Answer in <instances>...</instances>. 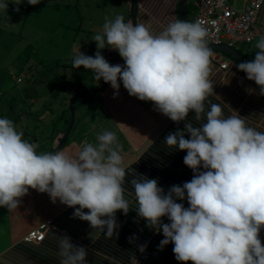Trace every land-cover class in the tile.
<instances>
[{
  "label": "clouds",
  "instance_id": "obj_1",
  "mask_svg": "<svg viewBox=\"0 0 264 264\" xmlns=\"http://www.w3.org/2000/svg\"><path fill=\"white\" fill-rule=\"evenodd\" d=\"M133 1L134 12L129 0L132 22L125 23L122 15L106 19L103 32L93 37L95 55L80 51L73 58V67L92 70L89 74L99 81L95 89L101 88L102 79L116 96L122 82L130 96L153 102L173 122L185 121L190 111L197 121L205 118L199 126L185 123L183 130L170 132L164 141L186 151L184 164L193 172L190 181L173 185L167 192L158 179L131 181L138 216L149 229L162 233L160 249L173 244L175 259L183 264H264L260 238L264 229V131L248 126L236 110L224 117L220 104L205 110L207 97L214 95L210 79L213 50L208 45V30L201 22H193L198 9L191 19L187 13L189 0L188 21L179 17L155 35L150 25L156 23L148 16L138 22L137 2ZM24 2L0 0V13L7 16L9 3L19 12ZM27 3L37 5L41 0ZM106 47L118 51L124 64H110L102 54ZM256 48L254 60L237 67L264 96V36ZM186 133L190 138H185ZM67 140L61 150L53 152L56 146L52 152L38 153L11 119L0 117V207L17 209L19 198L34 189L47 193L53 203L59 200L73 208V218L94 229L92 239L118 237L116 213L127 215L130 202L125 198L126 166L116 133L104 130L97 135L96 144L84 143L75 152L62 151ZM185 200L187 207L177 202ZM25 236L24 243L34 244ZM58 247L60 264H88L86 248L75 245L71 237L58 236ZM145 248L140 246L139 251L143 253ZM129 259L130 264H139L134 253ZM0 264L6 262L0 260Z\"/></svg>",
  "mask_w": 264,
  "mask_h": 264
},
{
  "label": "rangeland",
  "instance_id": "obj_2",
  "mask_svg": "<svg viewBox=\"0 0 264 264\" xmlns=\"http://www.w3.org/2000/svg\"><path fill=\"white\" fill-rule=\"evenodd\" d=\"M100 1L106 4V1L103 0H41V3L37 5H30L27 3V0H25V2L19 6V12L14 10L16 5L9 3L7 16L0 13V34L1 30L4 31L6 36H9L10 32H12L18 42L15 47L22 50L19 54L17 49H13L15 47L8 50L7 48L11 43L10 39H7L3 44L0 43V62L6 67L7 72H5V76L8 77L7 81H9L5 87L1 85V79L4 76L3 72V76L0 75V89L8 91L11 89V85L15 84L12 81L13 76L17 77L19 73L21 74L22 72L26 74V78H23L24 82L20 84L23 90L18 92L21 96L16 98V100L10 101V97L5 95L0 100V117L5 116L11 119L17 130L23 133V138L36 145L38 153H49L52 149L51 147L53 146L54 148V137L59 133L56 132V129H59V127L61 129L62 126L63 133H66L71 121L69 109L70 98L82 89L91 88L93 80L95 79L92 75H89V73H94L92 70L85 69L82 66L80 68L73 67V58L78 56L80 51L86 55L94 56L97 51V46L96 42L93 41V37L103 32L106 19L114 20L115 17L119 15V10H124L123 6H120L123 10L119 7L120 0H108L110 2H108V8L104 6L100 8L92 6L94 3L102 5ZM122 2H124V4L127 2L124 22H132L130 15L131 3L129 0H123ZM194 3L195 0H189L188 5L191 6L190 19L197 13V8L194 6ZM242 5V1H236V6L238 8H241ZM126 19H128V21H125ZM43 29L45 31L44 34L39 37L33 35L34 33H38V30L41 31ZM9 37L12 38L11 36ZM106 48L102 50L103 56H105ZM238 48L241 54L248 56L245 44L239 43ZM214 52L215 51H213V54ZM218 53L222 58L230 60L226 54L221 52ZM15 55L20 58L13 60L12 57ZM117 57H120L118 51L108 50V62L109 59L111 60ZM10 62L12 63L10 64ZM31 69L35 71V76L26 73ZM81 75L86 77L82 83V77H79ZM103 82L102 80V86ZM16 89H19V87L17 86ZM33 90L34 93H31ZM104 91L101 95H84L79 97L80 99L78 98L75 119L76 124L74 127V130H78L77 132H72L68 136L66 147H68L76 137H80L81 133L86 132L95 124L97 111L104 104L102 99ZM33 100H35V104H33ZM81 100L82 104H80ZM5 103L8 109H10V105H12L13 110L17 111V113L12 115L10 110V114L3 111L2 109L6 107V105L3 106ZM136 110L141 109L137 107ZM126 117L122 118V120L128 123L137 119L129 118V116ZM137 117H139L138 121H143L142 118L144 117ZM151 121L156 123H153L151 126L147 123L146 125L139 123L141 130L135 131L131 127H128L127 136L132 140L131 143L141 147L136 148L132 145L131 149L126 150L127 152L136 153L149 151L150 147L148 148V144L155 140V137L164 126L161 125V123L165 121L166 126L171 119L168 117H152ZM131 126L133 125L131 124ZM74 143H76V141H74ZM124 161L129 162L130 160L127 159ZM129 199L130 198H128V200ZM129 202L130 210L133 212V215L137 214L138 204L136 200L133 199ZM53 212L54 211H51V213ZM128 214H130V212H128ZM119 216H123L122 211H117L116 218L119 219ZM48 217H51V215H48ZM68 217L69 219L66 220L75 223L78 221L79 225L85 227L87 231L91 233L94 231L88 222L73 218V215H68ZM140 219L144 220L143 218ZM143 223L146 224V221ZM132 230V228L127 229V235L132 232ZM151 231L156 233L155 230ZM9 232L11 231L5 228L1 229L0 227V236L8 235ZM12 233L13 232H11L10 235ZM87 237L90 240L89 245H92V248L98 251L106 247L108 243L111 245V239H107L102 235L98 239H92L91 236ZM84 238L85 236L82 235L81 239ZM101 252L102 254L104 253L103 255L114 258L111 253ZM160 262L161 261L157 264H160ZM97 264L104 263L98 262Z\"/></svg>",
  "mask_w": 264,
  "mask_h": 264
},
{
  "label": "crops",
  "instance_id": "obj_3",
  "mask_svg": "<svg viewBox=\"0 0 264 264\" xmlns=\"http://www.w3.org/2000/svg\"><path fill=\"white\" fill-rule=\"evenodd\" d=\"M103 1H106V4L100 1L102 5L98 3H94L92 6L97 7V8L104 6L105 8H108L110 2L108 0H103ZM122 1L123 0H120L119 7L123 6L124 10L122 7H120L123 11L119 10L118 14L122 15L125 18L127 2H125L124 4V2ZM179 1L180 0H136L137 7H138V22L143 21L144 18L148 16V18H151L152 21L156 23V25L150 29L152 33L154 35L156 34L154 30H158L159 32L163 31L164 28L169 23L174 22L175 20L179 19ZM127 20L128 19H126L125 21ZM256 30H257L256 39L250 45H246L247 47L246 53H248V56H245V57H247V59L250 61L254 60L256 51H258V49L256 48L257 42L259 41L260 37L264 36V6L260 12L259 19L256 25ZM44 32H45L44 29L41 31L38 30V33H34L33 35L39 37L40 35L44 34ZM0 35H1L0 36L1 44H3L7 39H10L11 43L9 47L7 48L8 50H10L12 47H15L18 44L16 37L14 36L12 32H10V35H9L12 38H10L9 36H6L3 30H1ZM13 49H17V51H19L18 54L22 52V50L16 47ZM18 58L20 57H18L17 55L12 57L13 60H16ZM109 61H110V64L112 65H117V64L123 65L124 64V61L121 57L112 58L111 60L109 59ZM223 61H228L229 64L227 68L219 69V65ZM11 63L12 62H10V64ZM210 67H211L210 79L212 80L213 85H214V95H210V96H212L216 100L217 104H220L222 106L223 110L227 111L226 116L228 117L232 115V111L236 110L241 117L245 118L248 126L256 128L259 131H264V114L262 117L260 116L259 118H256V116L259 115V112L264 110V96L259 95V87L251 83L249 80H247L246 74L244 72L239 71L237 67V63L232 61V59L229 60V59L222 58L220 54L218 53V51L214 52L211 58ZM3 72L5 76V72H7L6 67L0 62V75L3 76ZM34 72L35 71L31 69L26 73H29L35 76ZM4 76L1 79V85H3V87H5V85L9 83V81H7L8 77L7 76L4 77ZM20 77L25 79L26 74L22 72L21 74L19 73L17 77L13 76L12 81L15 84L11 85L10 87L11 89H9L8 91L0 89V100L5 95H8L10 97V101L16 100V98H19L21 96L20 94L18 95V92H21V90H23L21 89L20 84H22L24 81L20 84H18L16 81ZM17 86L19 87V89H16ZM250 88L254 89L255 91L249 92L248 89ZM34 90L31 93H34ZM14 93L15 95L16 94L17 95L15 96ZM114 93H115V90L111 87L110 84H108L106 90L102 94L103 95L102 99H103L104 104L97 111V114L95 117V124H93V126L86 132L81 133L80 137H76L72 141V143L69 144L68 147L65 146V148L62 151L67 150L70 152H75L76 149L80 145H83L84 143L96 144L98 142L97 135L99 133H101L104 130H111L115 132L118 137V143L120 145L121 154L124 160H127V159L130 160L129 162L124 161V164L127 170L128 168L134 167L139 162L141 157H143L146 153V152H136V151H135L136 153H131V152L126 151L127 149H131L133 145V143H131L132 140L128 138L127 136L128 127H131L132 129L137 131V130H141V126L139 125V123L143 125L144 124L146 125L147 123L148 125L151 126L153 123H156L154 121H151V118L159 117L161 116V113H158V112L153 113L149 110L147 112H143L139 114V116L146 118V119L142 118L143 121H139V123H137L136 121H130L129 123L125 122L124 120H122V118H125L126 116H128L129 113H131L136 108V107L133 108L134 106H131L130 108L127 109V105L129 102H127L126 100L128 99V101H131V102H134V101L139 102L140 100L136 97L130 96L127 90L123 87L122 82H121V87L119 89V94H118V98H121V101H115L116 95H114ZM207 100H208V97L206 101ZM33 101H34L33 104H35L36 103L35 100ZM206 101H205V105H206ZM4 105H6V107H4V109L2 110L5 111L6 113L10 114L9 110L12 112V115L17 113V111L13 110L12 105H10V109H8V106L6 103L3 104V106ZM131 117L132 116H129V118ZM171 122L172 120L168 122L166 126H165V121L161 123V125H164L165 127L163 126V128L159 131V134L155 137V140L151 141V143L148 144V148L150 147L149 149H152V147L156 145V143L160 140V138L164 136V133L168 132L167 131L168 129L166 128L171 126V124H169ZM81 123H82V120H81ZM131 124L133 126H131ZM74 127L71 133L77 132L78 130V129L74 130ZM62 128L63 127L61 126V129L60 127L59 129H56V132H59V133L55 136L54 148L57 146L60 140V137L63 135ZM74 141H76V143H74ZM51 146H52V143H51ZM133 146L136 148L141 147V146L138 147V145H133ZM51 148H53V146ZM49 152H52V149ZM128 197L130 198L129 200H128ZM125 198L128 201H131L133 199L136 200L135 197L130 196L127 191H125ZM19 199H20V203L17 209L9 211V209L6 207H0V227L1 229L5 228L6 230L13 232L11 235H10L11 232H9L8 235L0 236V257L11 252L17 246L18 248H20L19 245L23 242L22 241L23 237L30 231L29 229L32 230L34 228H37L42 222L48 219H53V222H54L52 228L48 232V235L51 236L49 237V240H48L50 243L54 242L55 237L54 236L52 237V235H55V236L67 235L71 237L72 242L75 245H78V246L81 245L85 247L87 252L88 250L97 251L96 249L92 248V245L84 243L80 239L74 238L72 237V235H70L71 232H74V231L76 232V230L78 232H81V234H84L85 236L87 234V229H85V227H81L78 221H76L78 223L77 224L75 222L66 220V219H69L68 215H73V212H74L73 208H70L60 203L59 200H57L56 203H53L47 193H40L34 189H29V193ZM51 211H54V212L51 213ZM84 211L88 212L89 210L85 209ZM48 215H51V217H48ZM155 235L157 236V233H155ZM159 235L161 234H158V236ZM156 236H154L152 240ZM152 240L149 241L143 253L138 251L136 258L138 259L139 264H141L140 260L146 254L148 255V258H149V261L146 264H154L156 261H157L156 263H159V261H161L160 264H166V260L163 257V255L161 256L160 254L156 253L158 255V257H156L154 253H150L148 251L149 245L152 242ZM56 244L58 245V240ZM24 246L26 248H31V247L36 248V247H39L40 244H29V245L24 244ZM3 250L5 251L1 253ZM123 259H124L122 260L123 262H119L118 259L103 255L102 258H98V262H102L104 264H113V262H118V264H130V259L128 261H125L127 260L125 258ZM90 260L87 259L88 264ZM92 261H94L93 258H92Z\"/></svg>",
  "mask_w": 264,
  "mask_h": 264
},
{
  "label": "trees",
  "instance_id": "obj_4",
  "mask_svg": "<svg viewBox=\"0 0 264 264\" xmlns=\"http://www.w3.org/2000/svg\"><path fill=\"white\" fill-rule=\"evenodd\" d=\"M190 12H191V6L188 5L187 6L188 15H190ZM150 26L153 27L155 26V24H151ZM154 31L156 32V34L160 33L158 30H154ZM226 55L230 59H232V61L237 63V65L239 64V62L234 57H232L229 54H226ZM79 77H82L81 83L86 78L84 75H81ZM101 81L102 79L100 80V84L102 83ZM98 82L99 81L97 79H94L91 87L93 88L98 87L97 86ZM77 100L78 99L75 100V108L77 107V104H78ZM115 101H121V98H118V96H116ZM126 101L129 102L127 105V109L130 108L131 106H134L133 108L139 107L141 109V110H136L135 108V110H133L128 115V116H132L131 118H137L133 120V121H136L137 123H139L138 121L139 117H137L136 115L139 116V114L143 112H147L149 110L153 113H157V112L160 113L158 110L154 108L153 102H150V101L149 102H145V101L131 102V101H128V99ZM213 103H216V100L212 96L208 97V100L206 101L207 106L205 105V110L206 111L209 110L210 105ZM80 104H82V100ZM223 111H224V117H227L226 116L227 111L225 110ZM263 114H264V110L259 112V115L256 116V118H259L260 116L262 117ZM159 117L166 118V116L163 115L162 113H161V116ZM187 122L193 123L194 126H199V124H202L205 122V118H202L200 121H197L195 119V113L190 111L185 121H181L179 123L172 121L171 126L166 128L168 129L167 130L168 132L164 133V136L160 138V140L156 143V145L152 147V149L147 151L145 155L141 157L139 162L134 167L128 168L126 170L124 188H125V191L129 193L130 196L135 197L134 188L131 183L133 179H146V178L158 179L159 186L162 187L165 190V192H167L171 186L173 185L182 186L184 182L190 181L193 178L192 170L184 164V157L186 155V152L178 150L175 147H170L166 144V142H164L165 137L170 132H175L177 129L183 130L185 127V123ZM185 138L186 139L190 138L187 133L185 135ZM141 176H144V177H141ZM177 202L184 203L185 207L188 206L186 200L177 201ZM129 212L130 214H127V215L123 214L122 217L119 216V219H117V223L119 225V228H118L119 235L118 237L114 236L110 240L111 245L108 243V245L102 248V250L100 251L88 250L87 259L88 260L91 259L89 264L98 263V258H102L104 254V253L102 254L101 251L111 253L115 259H118L119 262H123L122 261L124 260L123 258L129 260L130 256L133 253L137 256L140 246H147L149 241L152 240L154 236H156L155 233L151 231L150 229H148L147 225L143 223L145 221L140 219L141 217L138 216V213L133 215V212L131 210H129ZM162 219L164 223L169 222L166 217ZM130 228H132L133 230L127 235L126 230ZM90 233H91L90 231H87V234L85 236L84 234H81V232L74 231V232H71L70 235H72V237L74 238L80 239L82 242H86L87 244H90V240L87 237V236H90ZM160 234L161 235L159 236L157 234V236L152 240V242L149 245L148 251L150 253H154L156 257H158L156 253L160 254L161 256L163 255V257L166 260V264H183V262H179L175 259V256L173 253V247H174L173 244L170 243L169 245L165 246L162 250L160 249L159 247L160 241L164 239L162 233ZM82 235L85 236L84 239H81ZM53 236L55 237L53 243H50L48 241L49 237L51 236L47 235L44 242H42L40 246L36 248L34 247L26 248L24 244L27 245L28 243L22 242L19 245L21 249L18 248L17 246L11 252L7 253L4 256H1L0 260L5 261L6 264H60L61 257L58 255L59 247H56L58 246L56 244L58 240L57 238L58 235L57 236L52 235V237ZM130 238H132L131 243L129 242ZM260 238H261L262 243H264V229L261 230ZM92 258L94 259V261H92ZM140 261H141V264L142 263L146 264L149 261L148 255L146 254ZM156 262L154 264H157ZM187 264H192V262L189 261L187 262Z\"/></svg>",
  "mask_w": 264,
  "mask_h": 264
},
{
  "label": "built area",
  "instance_id": "obj_5",
  "mask_svg": "<svg viewBox=\"0 0 264 264\" xmlns=\"http://www.w3.org/2000/svg\"><path fill=\"white\" fill-rule=\"evenodd\" d=\"M236 1L238 0H196L198 13L193 22H201L208 30V43L238 49L239 43L249 45L256 39V24L264 0H240L243 2L241 8L236 6ZM227 66L226 62H222L219 69ZM21 81L20 78L17 79V82ZM53 223L52 219L44 221L24 239L34 244L44 242Z\"/></svg>",
  "mask_w": 264,
  "mask_h": 264
},
{
  "label": "water",
  "instance_id": "obj_6",
  "mask_svg": "<svg viewBox=\"0 0 264 264\" xmlns=\"http://www.w3.org/2000/svg\"><path fill=\"white\" fill-rule=\"evenodd\" d=\"M188 3V0H180L179 1V17L182 20L188 21L187 19V13H186V5ZM134 1L132 0V11L134 12ZM132 18L134 19V13H132ZM209 47L213 50V51H219V52H223L226 54L231 55L232 57H234L239 63L247 61V59L237 50H234L232 48L226 47V46H213L211 44H208ZM109 48L107 47L105 50V59L107 60V52H108ZM251 83H253L254 85L255 82L254 81H250ZM107 83L103 82V86L99 89H83L80 90L79 92H77L76 94H74L69 101V109H70V115H71V121L69 124V127L66 131V133L63 135V137L61 138V141L59 142V144L57 145V147L53 150V152L57 151V150H61L62 147L65 144V141L67 139V137L70 135L74 125H75V116H76V110H75V100L78 99L81 96L84 95H90V96H94V95H99L101 94L105 88H106ZM257 86V85H256ZM259 87V86H258Z\"/></svg>",
  "mask_w": 264,
  "mask_h": 264
}]
</instances>
